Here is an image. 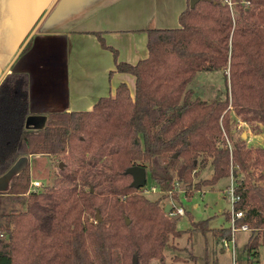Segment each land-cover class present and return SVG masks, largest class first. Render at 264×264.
Here are the masks:
<instances>
[{"label": "trees", "instance_id": "obj_1", "mask_svg": "<svg viewBox=\"0 0 264 264\" xmlns=\"http://www.w3.org/2000/svg\"><path fill=\"white\" fill-rule=\"evenodd\" d=\"M189 1L180 27L146 30L147 58L120 62L111 48L116 71L135 77L134 96L122 83L92 110L50 114L44 128L28 133V74L1 80L0 178L36 154L56 160L58 172L51 185L30 191L26 165L0 192V264H167L164 250L185 232L230 240L231 226L211 229L210 218L194 221L190 212L192 228L179 229L180 217L162 204L174 181L187 194L229 176L236 180L233 211L243 213L234 223L249 227L245 250L249 263L257 261L264 244V147L235 139L232 123L234 113L257 124L254 130L264 128V0H200L193 8ZM220 69L228 70L227 95L196 96V75ZM136 165L146 168L160 197L131 185L126 171ZM208 165L211 178L195 181ZM226 218L232 220L231 209ZM172 264L184 263L175 257Z\"/></svg>", "mask_w": 264, "mask_h": 264}, {"label": "crops", "instance_id": "obj_2", "mask_svg": "<svg viewBox=\"0 0 264 264\" xmlns=\"http://www.w3.org/2000/svg\"><path fill=\"white\" fill-rule=\"evenodd\" d=\"M187 6L188 0H0V82L10 72L28 74L30 116L26 131L32 133L44 128L53 113L92 110L101 97L114 95L122 83L134 96L135 77L116 71L111 48L117 51L120 62L136 64L147 58L146 30L180 27L179 16ZM28 42L29 47L22 53ZM254 138L263 137L262 134L250 136L252 144ZM32 156L18 159L0 184V192L10 189L11 179L29 165L27 157ZM215 194L225 201L229 199L221 191ZM225 208L228 206L214 208L209 213L212 227L231 226L226 212L222 211ZM230 209L229 201L227 210ZM190 228L192 225L181 229ZM238 232L246 235L243 259L239 261L236 254ZM250 232V229L237 230L233 234L234 243L229 247L224 246L225 240L218 241L212 233L208 234L222 253L231 251L233 264H252L245 250ZM192 233L185 232L171 239L167 248L174 251L170 260L166 259L167 264L178 257L174 254L178 246L187 253ZM214 252L212 256L208 255V250L205 252L204 264L206 261L220 264L216 250ZM179 259L180 263L199 264L197 256L194 261ZM253 264H264V244L258 247V258Z\"/></svg>", "mask_w": 264, "mask_h": 264}, {"label": "rangeland", "instance_id": "obj_3", "mask_svg": "<svg viewBox=\"0 0 264 264\" xmlns=\"http://www.w3.org/2000/svg\"><path fill=\"white\" fill-rule=\"evenodd\" d=\"M191 88L194 91L196 96H200L202 99L207 101H212L217 98H224L227 95V92H229V78H228V70L220 69V70H214V71H202L199 72L193 83L191 84ZM233 126L232 131L234 134L235 139H243L245 141V144L248 147H257L258 143H262L264 145V128L262 125L259 124L258 128L259 130H254V124H248L246 122H243L242 119L238 116H236L233 113ZM262 134L263 138H254L253 144L249 141L250 136ZM259 139V140H258ZM227 142L230 145V142L227 138ZM255 145V146H254ZM259 146V145H258ZM264 147V146H261ZM29 166H30V173H31V181L39 180L43 183V187H46L48 185H51L53 181L55 180L57 176V167L56 163L57 161L54 160L53 163H51V160L48 156H32L28 158ZM212 175V167L211 165L206 166V168L201 169L198 176H195V181H202L204 179L211 178ZM219 186L217 185L219 182ZM217 184L215 185H202L200 187L199 191H189L187 194L185 193L186 187L182 184H179L178 190H175L171 195H168L167 198H165L162 202V204L165 206L167 203H174L177 206H183L185 210V214L183 216H179L180 219L178 221V228H184L187 229L191 226V221L189 219V215H187V212H190L192 216H195V220H205L210 218L209 213L214 210V208L217 210L219 208H223L228 206V208L222 209L223 213L227 212L229 209V199H226L225 201L222 196H218V194L222 192L223 196H227V189L229 188L232 181H236L235 178L232 176L226 177L221 179ZM155 186L154 182L150 178V176H147V184L146 187L149 190L152 186ZM226 185V186H225ZM222 187V188H220ZM178 194L177 199L174 198V193ZM162 195L161 191L155 193H148L146 196L150 199H156ZM172 196V197H171ZM197 204V206H195ZM13 205H8L6 207L7 211L12 210ZM16 207H19L17 205ZM15 207V208H16ZM20 208V207H19ZM209 216V217H208ZM208 217V218H207ZM227 219V218H226ZM1 222V218H0ZM209 226L211 229H218L221 227H212L210 222ZM182 230V229H181ZM208 233H212L211 231L207 232L206 234H203L198 231H193L190 246L187 248V253L182 250V247L178 246V251L174 252V254L178 255V258H190V253L193 255H196L199 258V264H204V258H205V252L208 250V255L212 256L214 251L216 250V255L219 257V263L220 264H233V256H231V251L226 250L225 253H222L219 249L218 244L212 243L211 235ZM214 236V235H213ZM245 236L243 233L238 232L236 234V241H237V259L238 261L240 259H243V246L245 245ZM216 238V237H215ZM206 239H208V243H206ZM218 240V238H216ZM180 245V244H178ZM231 246V245H230ZM192 247V248H191ZM185 248V247H184ZM172 248H166L164 250V254L166 255V259L169 261L171 254H173ZM245 255V254H244Z\"/></svg>", "mask_w": 264, "mask_h": 264}, {"label": "built area", "instance_id": "obj_4", "mask_svg": "<svg viewBox=\"0 0 264 264\" xmlns=\"http://www.w3.org/2000/svg\"><path fill=\"white\" fill-rule=\"evenodd\" d=\"M178 186L179 183L178 181H174L173 183V189L172 191L168 192V195H171L175 190H178ZM43 188V183L39 180H34L31 181V186H30V191H37L38 189ZM235 182L232 181V183L230 184L229 188L227 189L226 193L227 196L230 200L231 203V210H232V220H231V229H232V238L230 240H225L224 246L225 247H229L230 245H233V234L237 231V230H241V231H247L249 230V227L247 225H242L240 227H236L235 226V219L237 218H241L243 216L242 212H234L233 211V204L234 202L237 200V196L235 194ZM143 193L146 194H150V193H157L160 192L159 189L156 186H152L149 190L147 189V187H143ZM172 197V196H171ZM168 205L171 206V210L170 212H168V215L170 216H183L185 214V209L183 206H177L174 203H168Z\"/></svg>", "mask_w": 264, "mask_h": 264}, {"label": "water", "instance_id": "obj_5", "mask_svg": "<svg viewBox=\"0 0 264 264\" xmlns=\"http://www.w3.org/2000/svg\"><path fill=\"white\" fill-rule=\"evenodd\" d=\"M200 0H190L189 5L191 8H193L197 2H199ZM27 126L29 125V121L26 124ZM60 167L63 166L62 163L59 164ZM128 174H130L133 177V181H132V186L135 188H143L146 186L147 184V170L145 167L143 166H132L130 168L127 169L126 171ZM6 179V175L3 178H0V184L4 183V180ZM171 210V206L170 205H166L164 211L166 213L170 212ZM127 222H129L127 220ZM134 264H136L134 262Z\"/></svg>", "mask_w": 264, "mask_h": 264}]
</instances>
